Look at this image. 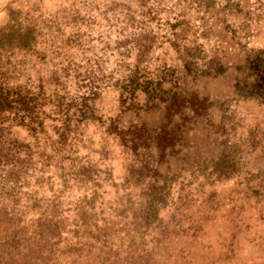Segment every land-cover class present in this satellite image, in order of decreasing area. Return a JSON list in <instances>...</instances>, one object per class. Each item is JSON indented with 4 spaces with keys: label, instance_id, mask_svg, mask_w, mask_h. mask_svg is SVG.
Instances as JSON below:
<instances>
[{
    "label": "rangeland",
    "instance_id": "obj_1",
    "mask_svg": "<svg viewBox=\"0 0 264 264\" xmlns=\"http://www.w3.org/2000/svg\"><path fill=\"white\" fill-rule=\"evenodd\" d=\"M23 14L49 40L28 66L97 90L69 72L93 118L12 129L29 151L0 167V264H264V106L233 94L264 0H0V30Z\"/></svg>",
    "mask_w": 264,
    "mask_h": 264
},
{
    "label": "trees",
    "instance_id": "obj_2",
    "mask_svg": "<svg viewBox=\"0 0 264 264\" xmlns=\"http://www.w3.org/2000/svg\"><path fill=\"white\" fill-rule=\"evenodd\" d=\"M47 35L48 33L42 35L41 29L39 31L35 21L27 14L17 19H9L0 30V167L6 168V177L13 180L18 177V174L9 166L19 165L23 162L22 156L28 157L27 151H29L27 146L19 144L13 138L11 133L13 128L22 127L27 131H43L46 119L60 116L62 126L59 130L73 131L71 127L74 126L76 129L75 125L82 121L83 116L93 118L91 107L78 108L72 103H64L67 100L64 86L69 80V72L75 81L86 82L85 88L92 95L97 90V86L91 75L80 79L76 76L78 71L73 68L56 69L58 67L53 66L48 72L44 69L36 70L35 65L28 66L30 64L28 59L33 54L44 62L48 61L49 57L43 49L49 41L44 38ZM38 46L43 49L40 56L36 55ZM52 54L54 52L50 53ZM211 70H214L215 75L224 72L222 66ZM237 70L239 74L233 84L234 96L238 99L255 101L264 106V48L248 53L243 66ZM32 72L38 74L36 78L33 77ZM24 77L26 80L22 81ZM147 88L148 86L144 87L143 91L147 92ZM190 95L192 109L196 117H199L203 114L205 105H208V98L196 92ZM76 98L82 97L76 96ZM182 101H175L176 105L172 107H179ZM48 107L51 108L50 112L47 110ZM71 109L75 112L72 117H69ZM221 131L226 130L222 127ZM260 175L264 177V172Z\"/></svg>",
    "mask_w": 264,
    "mask_h": 264
}]
</instances>
